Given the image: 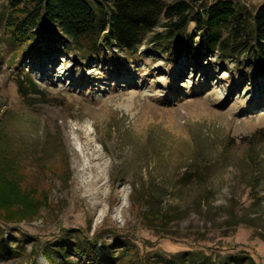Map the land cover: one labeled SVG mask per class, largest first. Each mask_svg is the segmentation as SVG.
Segmentation results:
<instances>
[{
  "label": "rangeland",
  "instance_id": "rangeland-1",
  "mask_svg": "<svg viewBox=\"0 0 264 264\" xmlns=\"http://www.w3.org/2000/svg\"><path fill=\"white\" fill-rule=\"evenodd\" d=\"M225 1L248 20L264 4ZM7 8L0 130L8 178L38 209L0 208V264H264L262 65L248 53L176 61L151 42L162 26L132 51L106 40L74 53L51 38L26 49Z\"/></svg>",
  "mask_w": 264,
  "mask_h": 264
},
{
  "label": "trees",
  "instance_id": "trees-1",
  "mask_svg": "<svg viewBox=\"0 0 264 264\" xmlns=\"http://www.w3.org/2000/svg\"><path fill=\"white\" fill-rule=\"evenodd\" d=\"M7 3L5 30L13 40L26 44V49L36 48L42 40L51 38L74 53H87L88 45L106 40L114 41L119 49L132 51L135 43L162 26L166 34H157L151 42L160 44L165 40L173 45L176 61L182 55L248 53L247 61L264 68V4L248 20L246 14L225 0L206 5L200 11H196L194 1L186 0L172 5L166 0H7ZM191 24L196 30L194 35L188 34ZM224 26L230 28L226 38ZM251 27L254 28L252 41H241L242 35H249ZM172 53L164 51L168 58H173ZM35 84L31 80L28 88L38 93ZM6 135L0 130V208L8 215L17 209L11 216L25 219L38 206L31 202L16 178H8L13 167ZM5 140L8 144H3Z\"/></svg>",
  "mask_w": 264,
  "mask_h": 264
},
{
  "label": "bare ground",
  "instance_id": "bare-ground-1",
  "mask_svg": "<svg viewBox=\"0 0 264 264\" xmlns=\"http://www.w3.org/2000/svg\"><path fill=\"white\" fill-rule=\"evenodd\" d=\"M84 171V170H83ZM83 176H80V178H82Z\"/></svg>",
  "mask_w": 264,
  "mask_h": 264
}]
</instances>
